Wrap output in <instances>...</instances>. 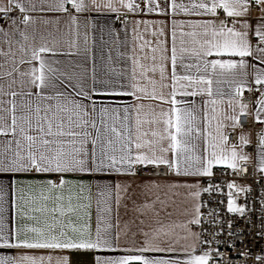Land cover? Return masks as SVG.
I'll use <instances>...</instances> for the list:
<instances>
[{
	"label": "snow or ice",
	"instance_id": "6c2138e0",
	"mask_svg": "<svg viewBox=\"0 0 264 264\" xmlns=\"http://www.w3.org/2000/svg\"><path fill=\"white\" fill-rule=\"evenodd\" d=\"M253 6H264V0H0V16L22 14L11 18L9 30L0 27V175L9 177L7 184L0 180V249L44 250L49 253L47 264H52V252L67 250L113 253L97 256L96 264H219L223 256L213 244H221L217 237L223 231L204 238L206 204L200 200L199 184L184 185L190 189L189 203L183 210L185 221L179 224L162 218L173 215L169 208L175 201L169 192L177 185L168 186L162 196L160 185L146 184L139 192L142 200L128 187L97 185L93 236L87 224L81 228L70 227V221L65 224L81 211L88 216L92 199L83 195L84 185L75 196L66 197L65 176L135 175L137 169L148 167L165 175L209 178L218 166L226 175L248 173L245 165L254 158L246 147L252 140L241 117L264 124V11L253 25L249 19ZM104 11L169 19L160 21L159 27L151 21L138 22L145 31L153 28L154 39H144L133 29L130 68L108 64L97 71L94 61L88 66L87 31L84 47L80 46L79 19ZM49 14L67 15L72 22L69 36L74 28L75 38L63 41L52 32L41 33L37 44L35 26L41 20L50 24L44 19ZM60 56L82 59L62 61ZM245 91L259 94L254 111L243 102ZM124 97L132 102H117ZM193 97H200L201 103L189 99ZM256 139L253 171L264 180V129ZM33 173L55 175L57 180L42 182L39 196H25L26 185L12 178ZM226 187L227 212L243 216L247 206L238 205L237 198L247 196L251 188L235 180ZM10 189L16 194L20 219L40 225L43 217L42 226L22 224L14 230L6 226ZM202 191H220V185L209 184ZM73 199L88 202L74 205ZM125 200L132 204L131 223L138 221L135 232L129 223L121 226L119 209L127 208ZM26 209L39 215L29 217ZM207 216L208 224L217 223L215 209ZM227 226L231 237V222ZM227 247L235 244L229 242ZM0 264H45V259L21 252L0 255ZM57 264H68L67 257Z\"/></svg>",
	"mask_w": 264,
	"mask_h": 264
},
{
	"label": "crops",
	"instance_id": "0c3cea01",
	"mask_svg": "<svg viewBox=\"0 0 264 264\" xmlns=\"http://www.w3.org/2000/svg\"><path fill=\"white\" fill-rule=\"evenodd\" d=\"M69 9L71 10V6L69 5ZM262 11H264V6H253L250 22L255 25L258 18L262 15ZM34 15L40 16V13H35ZM119 16H124V20L120 21L118 19ZM13 17L22 18V14L18 13ZM58 17V19H57ZM180 17H178L179 19ZM44 19L50 20V24H45L43 20H41L35 27L37 29V41H39V35L41 33L47 34L48 32H52L58 39H62L63 41H67L69 39L75 38V30L69 36V25L72 22L69 20L68 16L65 14H49L48 16L44 17ZM166 17L159 16L156 14H140V13H129L127 16L120 15L116 12L104 11V12H91L85 13L80 16L79 19V33H80V46L81 48L84 47L83 45V37L85 31H87L88 37V66L91 67L92 62L94 61L95 67L97 71H100L102 67L112 64L117 68H130L131 61L128 57L131 56V49L133 47V29H137V31L143 34L144 39L152 41L154 37L151 35L153 28L151 26L147 27V31H145L144 24H138L139 21H151L157 24L159 27V22L164 21ZM10 20L0 22V27H3L6 31L10 29ZM59 29L57 32L56 30ZM170 30L169 28H165V32L168 33ZM253 44L256 43L255 39H253ZM140 41H137V45ZM64 49L67 50V44H64ZM124 54L123 58L121 54ZM142 55V53H139ZM48 55V54H45ZM59 59L62 61L67 60H76L79 61L82 57L79 56H60ZM239 59V58H236ZM250 59V58H249ZM38 66V62H37ZM98 100H103L105 103L112 102L111 98L107 97H100L97 98ZM195 100L197 105L201 103L200 97H193L189 98ZM118 103H131L132 98L124 97V98H117ZM249 105V111H254L258 105L254 103H245ZM247 133L250 134L252 137V133L249 130H245ZM253 156V161L255 162L256 156V149L253 152H248ZM13 180H19L26 185L24 189L25 196H39L40 193V185L42 182L51 179L56 181L57 177L55 175L49 174H21L16 177L12 178ZM65 179L69 181V184L65 188V196L67 197L69 194L75 196L77 193L81 191L80 185H84L83 195L88 196L91 195V207L88 209L89 215L85 216L84 213L81 211L78 214H73L72 216L65 219V224H68L69 221L71 222L70 227L81 228L85 224L90 227V230L95 235V230L97 227V219H98V205H97V185H116L119 184L121 186L128 187L131 193H135L138 196L139 200H142V197H139L140 190L144 187V185L153 183L158 184L161 186V195L165 191H168V186L177 185L171 189L169 195L171 196L172 200L175 201L173 207L169 208V211L173 212V215L168 217L162 218L165 220V223L168 222H175L177 224L182 223L185 221V217L183 215L184 208L188 205L189 201L187 199L188 193L190 191L189 188L184 187V185H193L199 184L200 189L202 191L203 188V177L197 176H177L175 174L167 175V176H142L131 174H118L115 172L112 173H97V174H67ZM0 180H3L4 183L9 182V177L6 175H0ZM19 187V185H16ZM8 203L5 205L6 211L4 213L5 216V224L9 229H15L17 226L22 224L28 225H36V222L31 219L21 220L19 217L18 210L15 206L16 194L14 190L10 189L9 195L6 197ZM201 200V197H200ZM73 204L78 203H87L88 201H78L73 199ZM124 203L127 205V208L121 206L119 209V217L121 226L124 223H129L131 232H135L137 230V224L131 223L133 221V212L131 210L132 204L130 200H125ZM53 206L52 202H48V207L51 208ZM27 216L39 215L37 213H33L30 210H25ZM43 217H41L40 225L43 224ZM112 221L115 220V213L112 214L111 217ZM69 227V231H70ZM198 231V229H196ZM177 233L183 234V231L180 228L176 229ZM131 234V233H130ZM137 239H141V237H137ZM121 243H124V238L122 237ZM21 252H30V254L40 257L43 256L45 259V264H47V259L49 253L44 250H24V249H0V255H12L18 256ZM113 253L109 252H100L96 250H67V251H59V252H52V264H57V261L61 257H67L68 264H96L97 256H111ZM163 255L167 258L168 255L172 254H158ZM173 258H177L173 256Z\"/></svg>",
	"mask_w": 264,
	"mask_h": 264
},
{
	"label": "built area",
	"instance_id": "2783aa9c",
	"mask_svg": "<svg viewBox=\"0 0 264 264\" xmlns=\"http://www.w3.org/2000/svg\"><path fill=\"white\" fill-rule=\"evenodd\" d=\"M18 13L13 12L6 16H0V22L9 20ZM118 19L122 21L124 16H119ZM258 98V93L245 91L243 94L244 103H254ZM241 120L245 125V130L252 133V143L246 147V151L253 152L257 144L256 135L261 129H264V124L255 123L246 116H242ZM230 139L235 142L236 136H232ZM245 167L249 169L248 173L239 177L223 174L224 169L219 166L214 169L215 175L213 177H203V188L208 187L209 184L220 185V191L211 193L201 191V201L206 204V208L203 210L205 214L204 238L212 239L217 230L222 229L223 231V234L217 237L221 244H213V247H219L223 256V260L219 261V264H264V259H257L258 257H264V208L261 206V201L264 200V180H261L259 174L254 173L253 162H249ZM136 173L142 176H167L172 174L165 175L160 170L152 167L143 170L137 169ZM230 180H235L238 185L251 188V192L247 196L241 194L237 198L238 205L247 206L243 216L239 213L227 212V193L229 190L226 183ZM213 209L218 213V216L214 217L217 223L210 225L207 223L209 219L207 213ZM221 219L223 220L222 224L219 223ZM229 222L232 224L231 232L234 233L231 237L227 235ZM197 229L200 230L199 227ZM229 242L235 244V247H227ZM240 252L245 253L246 256L241 257Z\"/></svg>",
	"mask_w": 264,
	"mask_h": 264
}]
</instances>
